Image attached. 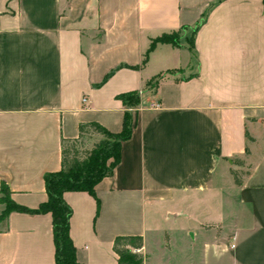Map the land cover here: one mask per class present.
Masks as SVG:
<instances>
[{
  "label": "crops",
  "instance_id": "1",
  "mask_svg": "<svg viewBox=\"0 0 264 264\" xmlns=\"http://www.w3.org/2000/svg\"><path fill=\"white\" fill-rule=\"evenodd\" d=\"M172 31L179 45L143 61ZM129 91L136 125L112 174L95 196L63 194L77 261L118 264L114 238L140 235L142 264H264L261 0H0V185L12 201H45L62 138L83 122L119 131ZM232 168L248 171L240 185ZM180 217L171 259L153 260L148 234ZM54 251L49 213L0 224V264H55Z\"/></svg>",
  "mask_w": 264,
  "mask_h": 264
},
{
  "label": "trees",
  "instance_id": "2",
  "mask_svg": "<svg viewBox=\"0 0 264 264\" xmlns=\"http://www.w3.org/2000/svg\"><path fill=\"white\" fill-rule=\"evenodd\" d=\"M264 10V0H261ZM180 32L172 31L154 38L144 54L146 61L149 52L157 43L179 45ZM107 74L104 81L109 77ZM160 75L147 83V88L155 90ZM118 98L124 105L122 127L112 132L97 122H83L79 124L76 138H62L61 140V168L48 172L44 176L47 198L37 208H27L16 204L10 198L9 188L5 183L0 185V202L5 207L0 213V224H4L11 211L26 213H49L52 222L55 264H81L76 259V249L69 234V220L71 207L64 200L66 191H87L95 196V186L104 177L112 174L113 169L121 158V144L130 138L136 125L137 107L140 104V92L129 91L121 93ZM85 138H93L88 147ZM248 139L250 137L248 136ZM246 148V153H247ZM235 164L243 165L244 161L234 160ZM236 184H241V172L231 169ZM143 245L140 235H118L113 241V250L118 256V264H142V255L137 250Z\"/></svg>",
  "mask_w": 264,
  "mask_h": 264
},
{
  "label": "rangeland",
  "instance_id": "3",
  "mask_svg": "<svg viewBox=\"0 0 264 264\" xmlns=\"http://www.w3.org/2000/svg\"><path fill=\"white\" fill-rule=\"evenodd\" d=\"M93 141V138H85L84 139V144H86L88 147L91 145ZM240 171L239 174H241ZM179 222L175 223L174 220H168V221H162L160 224V230L156 232H151L148 234V243H147V250L148 253L151 255V257L156 259L157 261L163 260H168L170 257L171 259V251H169V248L165 245L166 244V232H169L172 236L171 243H170V249H173V247L176 245V236L174 234V231H176L180 225V223H183V218H179Z\"/></svg>",
  "mask_w": 264,
  "mask_h": 264
},
{
  "label": "built area",
  "instance_id": "4",
  "mask_svg": "<svg viewBox=\"0 0 264 264\" xmlns=\"http://www.w3.org/2000/svg\"><path fill=\"white\" fill-rule=\"evenodd\" d=\"M84 101H85V98H84ZM149 107L151 108H159L160 107V104L157 102V101H153L149 104ZM232 247L234 246V244L231 245Z\"/></svg>",
  "mask_w": 264,
  "mask_h": 264
}]
</instances>
